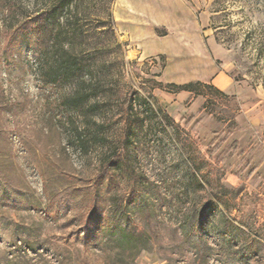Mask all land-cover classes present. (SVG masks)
Segmentation results:
<instances>
[{
  "label": "rangeland",
  "instance_id": "obj_1",
  "mask_svg": "<svg viewBox=\"0 0 264 264\" xmlns=\"http://www.w3.org/2000/svg\"><path fill=\"white\" fill-rule=\"evenodd\" d=\"M55 1L0 0V264H264V0Z\"/></svg>",
  "mask_w": 264,
  "mask_h": 264
},
{
  "label": "trees",
  "instance_id": "obj_2",
  "mask_svg": "<svg viewBox=\"0 0 264 264\" xmlns=\"http://www.w3.org/2000/svg\"><path fill=\"white\" fill-rule=\"evenodd\" d=\"M60 3V7L66 6V8H69L72 6L75 7V4H73L72 1L74 0H57ZM56 2V1H55ZM56 2V3H58ZM55 3V4H56ZM57 5H52L49 8V11H55L57 9ZM35 28V37L37 39V42L39 44L38 49L43 50L44 46L41 43V39H43V31L39 26V23L37 22L34 27ZM45 31V30H44ZM58 67L54 69L53 66H49V68L46 69L47 76L45 79V82L47 84H55L61 82V79L58 77V72L61 71L63 74L62 81H69L70 77H73L75 75L79 74V71L81 70V67L79 66V63H76L75 60V54L72 51H66L64 52V56L60 57L58 60ZM58 69V70H57ZM61 69V70H59ZM194 84L189 83L183 86L185 89H192ZM131 98L129 97V100L127 102L128 105H130ZM163 120H169L168 116H164ZM119 157L118 154L113 156L111 159L110 164L113 165L118 161ZM110 164L104 165L102 164V168L100 169V179H103L108 174V170L110 167ZM101 200L102 198L98 194H94L92 196L91 202H89L88 208L85 210V218H84V228L87 231L92 232V239L94 241H100L102 238H106L109 240H112L115 245H117L119 248L123 249H129L132 259L141 251L145 250L148 245V239L144 236V234L136 233L132 230L127 229L124 225H122L116 218L115 215L112 213H107L106 216L102 217L100 215L101 212ZM131 201L138 205L142 203L140 196L138 193L132 196ZM91 225V228L88 226Z\"/></svg>",
  "mask_w": 264,
  "mask_h": 264
},
{
  "label": "crops",
  "instance_id": "obj_3",
  "mask_svg": "<svg viewBox=\"0 0 264 264\" xmlns=\"http://www.w3.org/2000/svg\"><path fill=\"white\" fill-rule=\"evenodd\" d=\"M207 41L210 46H212V44L214 45V41L212 40V38H208Z\"/></svg>",
  "mask_w": 264,
  "mask_h": 264
}]
</instances>
